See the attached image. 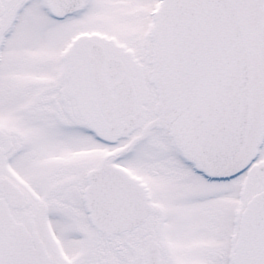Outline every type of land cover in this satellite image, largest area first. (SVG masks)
Segmentation results:
<instances>
[{"label":"snow or ice","instance_id":"obj_1","mask_svg":"<svg viewBox=\"0 0 264 264\" xmlns=\"http://www.w3.org/2000/svg\"><path fill=\"white\" fill-rule=\"evenodd\" d=\"M0 264H264V0H0Z\"/></svg>","mask_w":264,"mask_h":264}]
</instances>
